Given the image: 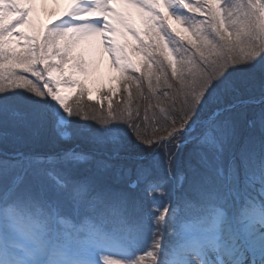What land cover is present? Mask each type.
Listing matches in <instances>:
<instances>
[{
    "label": "snow or ice",
    "instance_id": "obj_1",
    "mask_svg": "<svg viewBox=\"0 0 264 264\" xmlns=\"http://www.w3.org/2000/svg\"><path fill=\"white\" fill-rule=\"evenodd\" d=\"M34 4L0 0V142L79 143L0 160V264H264V0H71L43 29ZM93 38L117 75L89 114L61 89L89 92ZM144 201L134 229H107Z\"/></svg>",
    "mask_w": 264,
    "mask_h": 264
},
{
    "label": "trees",
    "instance_id": "obj_2",
    "mask_svg": "<svg viewBox=\"0 0 264 264\" xmlns=\"http://www.w3.org/2000/svg\"><path fill=\"white\" fill-rule=\"evenodd\" d=\"M90 77V76H89ZM88 77V78H89ZM87 78V79H88ZM80 92V89L78 88V92L76 95L72 98L70 101V104H80L89 114H91L93 111H99L100 106L94 101H91L87 97V93L83 97H78V93ZM122 90L121 92L117 93L116 96L114 97V106L115 102L120 100L122 96ZM133 95L135 97V89H133ZM148 95V92L145 87V96ZM136 105V100L134 98L133 100V106ZM166 105L163 102H160L157 104L156 100H152L151 104H144L143 102L140 103V110H141V116H143L145 109H147L148 116L151 119L152 123H155V118L153 117V110L156 112H159V109L162 107H165ZM104 109H107V103L103 105ZM84 124V121L82 120H74L72 121L71 127L72 128H77L79 126H82ZM90 127H95L94 123H90ZM159 135L163 136L165 133H158ZM47 142V143H45ZM75 143H79V141H73L71 144L70 143H63L60 142V144L54 143L51 139L50 134H43L41 135L38 139L35 141H30V142H21V143H16V144H4L0 142V150H6L7 152L13 154L15 152H23L25 154L27 153H32V154H43V155H49V154H54L55 152L59 151L61 148H68L72 147ZM57 144V145H56ZM187 187V186H186ZM148 203L147 201H144L140 207L142 209L140 212H146L148 210ZM139 210V209H138ZM136 210L129 208L128 211L124 212L123 215L121 216L119 213L116 215H112L109 212L105 213V219L107 221L108 226L116 228L119 232H122V230L126 228H131L133 225V219H132V214ZM182 215V213H181ZM178 229L174 230V226L169 223L167 226V231L166 234L163 232V237L162 239H165L166 244L167 243H172L173 241L177 240L179 237L175 234ZM148 233V232H147ZM152 237H147L144 236V243L141 245L142 248H146L150 246L151 244Z\"/></svg>",
    "mask_w": 264,
    "mask_h": 264
},
{
    "label": "rangeland",
    "instance_id": "obj_3",
    "mask_svg": "<svg viewBox=\"0 0 264 264\" xmlns=\"http://www.w3.org/2000/svg\"><path fill=\"white\" fill-rule=\"evenodd\" d=\"M70 4L71 0H35V4L33 5L34 12L31 14L32 20L37 28H40L41 25L44 27L50 26L51 24L58 22L60 19L66 18L64 13L70 8ZM111 7L118 11H131L132 15L136 16L133 10H130L127 7L124 8L123 4L114 2ZM171 23L173 26H178L174 20H172ZM18 31L30 33L31 29L27 25H24L18 28ZM118 39L122 40V37H118ZM81 48L88 51L89 59L93 61V71L88 78L89 82H85L86 87L89 88V94L87 96L88 98L91 97L90 99L94 102L104 100V97L110 95V93L106 91L100 92L99 89L102 86H110L111 83H113L112 78L117 75L115 69L111 66L109 54L104 51L99 38H93L90 41L82 42ZM76 90L77 88L62 87L61 92L65 97L70 99Z\"/></svg>",
    "mask_w": 264,
    "mask_h": 264
}]
</instances>
